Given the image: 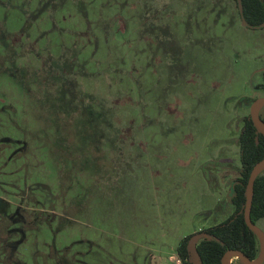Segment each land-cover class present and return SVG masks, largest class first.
<instances>
[{"label":"rangeland","instance_id":"obj_1","mask_svg":"<svg viewBox=\"0 0 264 264\" xmlns=\"http://www.w3.org/2000/svg\"><path fill=\"white\" fill-rule=\"evenodd\" d=\"M134 4L142 12L120 11ZM181 4L0 0V264H180L183 237L196 244L232 213L264 27L241 26L235 1L215 0L222 44L200 53L182 43ZM214 14L186 20L195 42ZM134 49L152 59L133 67ZM114 99L117 116L104 106Z\"/></svg>","mask_w":264,"mask_h":264},{"label":"trees","instance_id":"obj_2","mask_svg":"<svg viewBox=\"0 0 264 264\" xmlns=\"http://www.w3.org/2000/svg\"><path fill=\"white\" fill-rule=\"evenodd\" d=\"M241 3L245 21L250 26H259L264 21V0H241ZM93 64V68L98 70L96 62ZM107 64L110 65V61ZM107 67L110 68V66ZM127 75L123 72L119 73L121 80V76H126V81H128ZM126 81L123 83L125 84ZM115 83L116 80L113 79L108 87H112ZM256 88L264 96V72L263 82ZM113 97L116 101L119 99L117 96ZM115 99L113 102L106 103L107 110L116 108ZM259 118L264 122V106L259 112ZM237 142L239 147V175L232 183L229 196L233 211L221 222L213 223L201 231L204 237L195 244L198 264H222V256L228 250L241 251L250 260L256 259L260 253V240L245 223L243 210L250 172L258 162L264 159V133L258 130L247 117L243 119V126ZM5 149L7 148L0 145V153ZM249 217L255 224L259 219L264 218V170L259 173L254 181ZM191 238L192 235L183 237L176 247V255L181 264H193L188 249ZM231 264L244 263L231 262Z\"/></svg>","mask_w":264,"mask_h":264},{"label":"flooded vegetation","instance_id":"obj_3","mask_svg":"<svg viewBox=\"0 0 264 264\" xmlns=\"http://www.w3.org/2000/svg\"><path fill=\"white\" fill-rule=\"evenodd\" d=\"M188 0H181V2H182V4H181V6H179V12H181V13H179L178 15H177V18L179 19V20H177L176 22H177V28H178V30H179V32L181 33V40H182V43H184L185 45H188L187 47H190L191 48V50L192 49H194L192 46H194V47H197V48H195V49H198V50H196V51H198V52H200V53H203V52H201L202 50H205V49H209L210 47H213L214 45H218V44H222L221 42H222V38H221V36L220 35H218L217 33L219 32L220 34H221V31L219 30L218 31V28H217V25H216V23H217V19H218V16L221 14V15H226L227 13H225V12H221V11H214V8H215V4H214V2H215V0H190V2L189 3H192V4H189V5H186L185 4V2H187ZM233 1H235V3H236V0H233ZM147 5H149V4H147ZM134 7H132V6H128L127 8H125V7H121L120 8V11H124L125 13L127 12V14L128 13H130V12H136L137 11V9L139 8L138 6L136 7V5L134 4L133 5ZM207 6L209 7V8H207ZM236 6H237V3H236ZM189 9H188V8ZM134 8H136V10L134 9ZM119 9V8H118ZM139 10L141 11V9L139 8ZM149 10V9H148ZM139 11V12H140ZM237 11H238V7H237ZM142 12V11H141ZM177 12V11H176ZM188 12V16L186 15V13ZM203 13L204 14V17H203V19L205 20V19H207V16H212V14H214V12H216L214 15H213V24L211 25V26H209V27H206L207 29H205L204 28V30H203V33H205V36L203 37V40L206 38V39H208L207 41H205V42H202V44H200L199 43V41H197V42H195L194 40H193V34L195 33V28H197V25H192V24H188V23H186V20H189V19H193L197 24H198V13ZM162 17H164V12H162ZM238 14H239V19H240V24H241V26H243V27H246V26H244L243 25V23H242V20H241V17H240V13H239V11H238ZM242 15H243V10H242ZM161 17V18H162ZM244 17V16H243ZM162 21H163V19H161ZM160 21V20H159ZM162 21H160V23H163ZM247 23V22H246ZM248 24V23H247ZM24 27H26V24L24 25V26H21V30H19L20 32L23 30V28ZM170 27V26H169ZM257 27L258 26H255V27H253V26H250L249 24H248V26H247V28H251V29H257ZM168 28V27H167ZM164 29L165 30H167L166 29V26H164ZM23 32V31H22ZM86 32H88V30L86 29ZM118 33H119V36L120 35H124V34H127V36L129 37L130 36V34H132V31L131 30H129V29H127V31L125 30L124 32H122V33H120V32H118V31H116L115 30V32L113 33L114 35H118ZM110 37H112L111 35H110ZM90 39V36H89V38H88V40ZM167 39H168V37H167ZM194 41V42H193ZM209 41H213V43H209L211 46H206V45H208V42ZM190 44H194V45H192V46H189ZM85 47V46H84ZM199 47V48H198ZM86 48V47H85ZM203 48H205V49H203ZM136 49H134V50H132V52H133V58H132V62H133V67L134 66H136L135 64H134V62H136V61H138L139 63H141V61L143 60V59H149V54H144V53H139V57H137L136 59H135V57H136V55L138 54V52H136L135 51ZM195 51V50H194ZM189 57H190V59H192V56H190L189 55ZM150 59H152V56L150 57ZM149 59V60H150ZM94 62H96V64L98 63L97 61H93V59L92 60H90V61H88V63L91 65L92 64V66H94ZM109 61H107L106 62V64L108 63ZM131 62V63H132ZM150 62V61H149ZM159 63L161 62V61H158ZM87 63V62H86ZM167 64H169L168 62H166ZM166 63H162L161 62V65H162V68H163V70H164V67L167 65ZM191 64V63H190ZM192 65V64H191ZM98 67V66H97ZM167 67L168 68H170V65H167ZM145 69H146V71L148 72V78H147V80H151V81H153L154 79L151 77V75H153V73L152 72H150L151 71V69L152 68H146L145 67ZM95 70V69H94ZM97 73H98V71H97ZM97 73H95L96 75H97ZM135 74H136V72L134 71V70H130V72L128 73V77L130 78V79H132L133 77H135ZM151 74V75H150ZM189 74H191V73H189ZM154 76V75H153ZM96 77V76H95ZM94 77V78H95ZM128 78V79H129ZM86 79H88V78H86ZM90 79H92V78H90ZM120 79V78H119ZM89 80V79H88ZM121 80V79H120ZM113 96H115V95H113ZM264 96H262L261 98H263ZM260 99V98H259ZM257 100V99H256ZM255 99H253V100H249V101H247L246 103H245V105L246 106H248L249 107V109H250V107H251V105H252V103L254 102V101H256ZM113 102V101H112ZM107 103H109L108 101H107ZM106 105V102L104 101V106ZM260 105H262V107L260 108V107H258V116H259V112H260V110L263 108V106H264V104H260ZM259 105V106H260ZM107 109V108H106ZM117 109L115 108V109H110V110H108L110 113H112V115L113 116H117V111H116ZM249 118H250V114H249V116H248ZM244 118H247V117H243V119ZM243 119L241 120V122H242V126H243ZM252 122V121H251ZM242 129V128H241ZM241 132V131H240ZM240 134V133H239ZM239 137V136H238ZM122 141V139H119V142H121ZM237 141H238V139H237ZM119 142H117L115 145H116V147H118V144H120ZM237 144H238V142H237ZM110 145H113V144H110ZM115 147V148H116ZM114 151L116 150V149H113ZM86 155H89V153L88 154H86ZM235 180V179H234ZM233 180V181H234ZM232 183L233 182H231V186H232ZM230 194H231V189H230ZM230 202V201H229ZM257 225V224H256ZM234 256V255H233ZM231 257V256H230ZM230 257H229V259H230ZM229 259H228V261H229ZM180 261V260H179ZM241 262L242 263H244L243 261H242V259H241ZM263 263H264V261H263ZM180 264H181V262H180ZM245 264V263H244Z\"/></svg>","mask_w":264,"mask_h":264},{"label":"water","instance_id":"obj_4","mask_svg":"<svg viewBox=\"0 0 264 264\" xmlns=\"http://www.w3.org/2000/svg\"><path fill=\"white\" fill-rule=\"evenodd\" d=\"M237 3V7H238V11L240 13V17L242 20V23L244 26H248V24L246 23L243 15H242V3L241 0H236ZM264 27V21L257 27V28H263ZM260 103H264V97L257 99L256 101H254L250 107V120L252 121L253 125L260 131H262L264 133V122L259 118L258 114L256 113V109L258 107V105ZM264 170V159L261 160L260 162H258L251 170L249 178H248V182H247V186H246V196H245V204H244V210H243V216H244V220L245 223L247 224V226L258 236L259 240H260V253L259 256L254 259V260H250L247 256H245L241 251L238 250H228L227 252H225V254L222 256V260L221 263L222 264H228L227 259L229 255H237L238 257H240L242 259V261L245 264H262L264 261V232L262 231V229H260L258 227V225H256L255 223H253L250 220L249 217V211H250V206L252 203V197H253V186H254V181L255 178L259 175V173L261 171ZM189 251L193 250L197 262L195 264H198V257L195 253V244L192 243V238L190 240L189 243V247H188Z\"/></svg>","mask_w":264,"mask_h":264},{"label":"bare ground","instance_id":"obj_5","mask_svg":"<svg viewBox=\"0 0 264 264\" xmlns=\"http://www.w3.org/2000/svg\"><path fill=\"white\" fill-rule=\"evenodd\" d=\"M260 104H264V103H260ZM260 104H259V105H260ZM259 105H258V107H260V108H261V107H262V105H260V106H259ZM258 107H257V109H256V113H258ZM233 255H234V254H232V255H229V256H228V259H229V257H230V256H233ZM234 256H235V255H234ZM236 256H237V255H236ZM228 259H227V262H229V261H228ZM230 259H231V258H230ZM230 259H229V260H230Z\"/></svg>","mask_w":264,"mask_h":264}]
</instances>
